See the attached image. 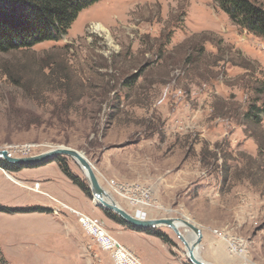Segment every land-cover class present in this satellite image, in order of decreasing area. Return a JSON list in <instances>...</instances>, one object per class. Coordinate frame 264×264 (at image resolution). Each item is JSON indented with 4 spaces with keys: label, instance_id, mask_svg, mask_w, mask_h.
<instances>
[{
    "label": "rangeland",
    "instance_id": "obj_1",
    "mask_svg": "<svg viewBox=\"0 0 264 264\" xmlns=\"http://www.w3.org/2000/svg\"><path fill=\"white\" fill-rule=\"evenodd\" d=\"M263 103L264 37L220 0H98L59 40L0 53V150L81 151L131 214L200 227L199 254L213 263L264 264V113L247 116ZM23 169L0 166V206L50 210L0 212L7 264H115L77 211L144 264H191L173 230L149 228L169 242L144 229L135 237L57 161Z\"/></svg>",
    "mask_w": 264,
    "mask_h": 264
},
{
    "label": "trees",
    "instance_id": "obj_2",
    "mask_svg": "<svg viewBox=\"0 0 264 264\" xmlns=\"http://www.w3.org/2000/svg\"><path fill=\"white\" fill-rule=\"evenodd\" d=\"M98 0H0V53L14 50L28 49L39 43L51 40H59L68 33L79 13ZM223 9L233 19H239L241 24L250 31L264 37V6L255 0H220ZM228 4V5H227ZM136 76L128 80L130 84L135 82ZM256 109V110H255ZM264 113L262 107H255L248 111L249 117L258 119L260 113ZM59 163L62 172L71 178L87 194L90 189L77 176H75L67 164L65 156H57L54 159ZM49 162V161H47ZM44 163V162H43ZM40 164H13L0 159V166L10 172H17L26 167H36ZM50 210L47 207H2L0 212L29 213ZM106 214L123 225L142 231L119 217L117 214L106 210ZM146 233L169 242L166 233L155 229H144ZM0 262L7 264L0 249Z\"/></svg>",
    "mask_w": 264,
    "mask_h": 264
},
{
    "label": "water",
    "instance_id": "obj_3",
    "mask_svg": "<svg viewBox=\"0 0 264 264\" xmlns=\"http://www.w3.org/2000/svg\"><path fill=\"white\" fill-rule=\"evenodd\" d=\"M57 156H67L74 159L75 162L83 170L91 192L94 198L95 204L103 207L107 210H111L119 215L123 220L134 227L141 229L156 228L159 226H166L173 230L176 235L180 238L186 247L187 258L191 264H231V263H213L206 261L199 254V248L202 243L203 233L202 229L195 223L190 221L188 218L180 217H164V218H140L136 215L131 214L124 209L110 194V192L104 188L94 170L93 164L81 151L68 146H55L42 153L14 157L10 155L8 150H0V158L13 164H40L43 162L54 160ZM98 201V202H97ZM181 225L188 227L192 230L193 240L190 242L186 239L185 235L181 231ZM198 252V253H197ZM235 264H252V263H235Z\"/></svg>",
    "mask_w": 264,
    "mask_h": 264
},
{
    "label": "built area",
    "instance_id": "obj_4",
    "mask_svg": "<svg viewBox=\"0 0 264 264\" xmlns=\"http://www.w3.org/2000/svg\"><path fill=\"white\" fill-rule=\"evenodd\" d=\"M40 184L36 183V190H39ZM80 216V222L85 231L96 239L102 250L110 253L111 259L115 264H144L139 256L122 244L114 235L104 228L97 220L89 215L77 211ZM139 217V213L137 214ZM146 217V214L142 215ZM221 235L223 233H220Z\"/></svg>",
    "mask_w": 264,
    "mask_h": 264
},
{
    "label": "crops",
    "instance_id": "obj_5",
    "mask_svg": "<svg viewBox=\"0 0 264 264\" xmlns=\"http://www.w3.org/2000/svg\"><path fill=\"white\" fill-rule=\"evenodd\" d=\"M24 169H22V170H20V171H17V172H21V171H23ZM12 180H14L15 182H17V183H20L16 178H14L12 175H8ZM39 191V190H38ZM127 230H129V229H126V228H124V229H119V231H120V234L121 235H123V233L125 232H128V234L130 233L129 231H127ZM131 231H133V233H130V234H133L135 237L136 236H148L146 233H144V232H138V231H135V230H132L131 229ZM169 255V254H168ZM170 257V256H169ZM168 261V264H172L171 263V261L173 260L171 257L170 258H168L167 259ZM171 260V261H170ZM173 262V261H172ZM181 264H184V263H182V262H180ZM179 263V264H180ZM151 264H155L154 263V261H151ZM163 264H166V262H164ZM173 264H178V263H173Z\"/></svg>",
    "mask_w": 264,
    "mask_h": 264
},
{
    "label": "bare ground",
    "instance_id": "obj_6",
    "mask_svg": "<svg viewBox=\"0 0 264 264\" xmlns=\"http://www.w3.org/2000/svg\"><path fill=\"white\" fill-rule=\"evenodd\" d=\"M98 28L101 29L100 26H98ZM97 202H98V201H97ZM136 202H137V201H136ZM138 213H139V215H140V216H139L140 218H146V217H143V216H142V215L144 214L142 211H139ZM182 227H184V226L181 225L180 228H182ZM182 233H183V232H182ZM184 235H185V234H184ZM191 236H192V237H191L190 239H188V237L185 235L186 239H188L189 242H190L191 240H193V237H194V236H193L192 233H191ZM197 253H198V252H197ZM231 264H233V263H231ZM234 264H235V263H234Z\"/></svg>",
    "mask_w": 264,
    "mask_h": 264
}]
</instances>
